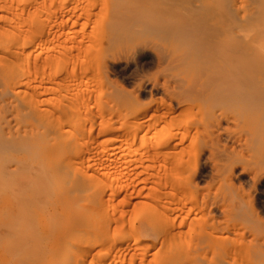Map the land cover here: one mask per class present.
<instances>
[{"label":"rangeland","instance_id":"obj_1","mask_svg":"<svg viewBox=\"0 0 264 264\" xmlns=\"http://www.w3.org/2000/svg\"><path fill=\"white\" fill-rule=\"evenodd\" d=\"M263 18L264 0H0V264H264Z\"/></svg>","mask_w":264,"mask_h":264},{"label":"bare ground","instance_id":"obj_2","mask_svg":"<svg viewBox=\"0 0 264 264\" xmlns=\"http://www.w3.org/2000/svg\"><path fill=\"white\" fill-rule=\"evenodd\" d=\"M257 10H258V9H257ZM249 11H250V10H249ZM251 11H252V10H251ZM252 12H253V11H252ZM262 13H263V12H262ZM252 14H253V13H252ZM256 15H257V14H256ZM259 16H260V15H259ZM241 18H242V17H241ZM252 18H253V17H252ZM259 18H260V17H259ZM250 19H251V18H250ZM263 19H264V18H263ZM258 22H259V21H258ZM250 24H251V23H250ZM253 25H254V24H253ZM258 26H259V25H258ZM259 27H260V26H259ZM253 29H255V28H253ZM253 29H252V30H253ZM249 30H250V29H249ZM242 31H243V30H242ZM263 32H264V31H263ZM246 33H247V32H246ZM241 34H242V33H241ZM244 34H245V33H244ZM245 36H246V35H245ZM248 36H249V35H248ZM248 36H247V37H248ZM260 37H261V36H260ZM248 38H249V37H248ZM253 41H254V40H253ZM258 44H259V43H258ZM255 46H257V45H255ZM44 47H45V46H44ZM44 47H43V48H44ZM258 54H259V53H258ZM254 56H255V55H254ZM245 64H246V63H245ZM260 64H261V63H260ZM257 65H258V64H257ZM253 73H254V72H253ZM262 81H263V80H262ZM51 162H52V160H51ZM47 163H48V162H47ZM53 163H55V162H53ZM61 165H62V164H61ZM51 166H52V165H51ZM54 167H57V166H54ZM50 170H51V169H50ZM63 170H64V169L59 170L60 172H63V173H61L60 176H59V174H60L59 172H57V171H52L53 174H52V176L50 177V179H51V181H52V182H51V186H52V187H55L54 185L59 184V185H58L59 187H58V186H56V187H57V189L60 188V189L62 190L63 185H65V182H64V181H65V180H64V179H65V173H64ZM46 171H47V170H46ZM48 172H50V171L48 170ZM50 173H51V172H50ZM45 175H46V173H45ZM47 176H50L49 173L47 174ZM47 176H46V178H47ZM43 178H45V177L43 176ZM3 180H4V179H3ZM54 180H56V181L54 182ZM49 181H50V180H49ZM4 182H5V181H4ZM44 183H45V182H44ZM46 183H47V182H46ZM55 183H56V184H55ZM1 184H2V183H1ZM47 184H48V183H47ZM47 184H45V187H47V186L49 185V184H48V185H47ZM90 184H91V183H90ZM6 185H7V183H6ZM42 185H43V184H42ZM85 185H86V184H85ZM91 185H92V184H91ZM91 185H87V188H88V186H91ZM43 186H44V185H43ZM8 187H9V186H8ZM48 187L50 188V186H48ZM52 187H51V189H52ZM91 187H92V189H93V185H92ZM91 187H89L87 190H89ZM1 188L4 190V187H2V186L0 185V190H2ZM6 188H7V187H6ZM63 188H64V187H63ZM57 189L54 188V190H56V191H57ZM60 189H59V190H60ZM79 189H80V188H79ZM79 189H78V190H79ZM85 189H86V188H85ZM92 189H90V190H92ZM94 189H95V188H94ZM45 190H46V189H45ZM49 190H50V189H49ZM54 190H53V191H54ZM72 190H75V189H72ZM76 190H77V188H76ZM76 190H75V191H76ZM78 190H77V193H79ZM90 190H89V191H90ZM29 191H31V190H28V192H29ZM37 191H38V190H37ZM95 191H96V190H95ZM44 192H45V191H44ZM48 192H49V191H48ZM51 192H52V191H51ZM51 192H50V193H51ZM64 192H65V193H64ZM87 192H88V191H87ZM0 193H1V192H0ZM35 193H37V192H35ZM92 193H93V192H92ZM24 194H25V193H24ZM30 194H31V192H30ZM57 194H58V193H57ZM74 194H75V193H74ZM95 194H96V193H95ZM25 195H26V194H25ZM31 195H32V194H31ZM33 195H34V194H33ZM17 196H18V195H17ZM20 196H22V195H19V196L16 197V198L18 199ZM26 196L28 197V195H26ZM77 196H78V195H77ZM89 196H90V194H89ZM96 196H97V195H96ZM72 197H73V195H72ZM78 197H79V196H78ZM78 197H77V199L79 200ZM23 198H24V197H23ZM25 198H26V197H25ZM25 198H24V199H25ZM49 198H50V197H49ZM88 198L90 199L91 196L88 197ZM88 198H87V199H88ZM92 198H93V197H92ZM92 198H91V199H92ZM17 199H13V197H12V200H11V201H13V200L18 201V200H19V203L16 202V201H14V203H16L17 206H18L19 204H22V203L26 202V199H27V198L25 199V201H22V202L20 201V198H19L18 200H17ZM31 199H32V198H31ZM89 199H88V200H89ZM21 200H23V199H21ZM28 200H29V199H28ZM49 200H50V199H49ZM51 200H52V199H51ZM57 200H58L61 204H63L66 200H67V201L69 200V199H68V196L66 195V191H65V190H62L61 192H59V194L57 195ZM57 200H56V203H57ZM73 200H74V199H73ZM73 200H72V201H73ZM78 200H77V201H78ZM29 201H30V200H29ZM32 201H34V200L32 199ZM53 201H54V200H53ZM69 201H70V200H69ZM77 201H76V203H77ZM90 201H92V200H90ZM90 201H89V203H90ZM27 202H28V201H27ZM27 202H26V203H27ZM85 202H86V201H85ZM26 203H24V207H23V204H22L23 209H21V210H23V211H21V210L18 211V218H19V216L23 218V215H24L23 212H27V213H28V216L30 215L29 217H31V213H32V211L30 212V211H28V210H32L33 208H30V209L27 210L26 207H25V206H26ZM51 203H52V202H51ZM51 203L49 202L50 205H51ZM54 203H55V202H54ZM54 203H52V205H53ZM66 203H67V202H66ZM66 203H64L65 206H66ZM76 203H75V204H76ZM31 204H33V203H31ZM64 204H63V206H64ZM71 204H72V202H71ZM78 204H79V203H78ZM28 205H29V204L27 203V206H28ZM72 205H74V203H73ZM72 205H71V206H72ZM13 206H14V205H13ZM13 206H12V208H13ZM29 206H32V207H33L34 205H29ZM29 206H28V208H29ZM65 206H64V207H65ZM19 207H21V206H19ZM19 207H17V208H19ZM74 207H75V205H74ZM15 208H16V206H15ZM34 208H36V206H34ZM67 208H68V207H67ZM76 208H78V206H77ZM76 208L72 209V208L69 206V210H71V212H72L73 214H75L76 212H78V211H77L78 209H76ZM90 208H91V207H90ZM19 209H20V208H19ZM25 209H26L27 211H26ZM64 209H65V208H64ZM24 210H25V211H24ZM3 211H4V210H3ZM9 211H10V210H9ZM91 211H92V210H91ZM0 212H2V211H0ZM4 212H5V211H4ZM4 212H2V213H4ZM12 212H13V211H12ZM16 212H17V210H16ZM16 212H15V213H16ZM9 214H10V213H9ZM9 214H8V216H9ZM16 214H17V213H16ZM4 215H5V214H4ZM4 217H5V216H4ZM13 217H14V216H13ZM15 217H16V216H15ZM15 217H14V219H15ZM25 217H26V214H25ZM10 218H11V217H10ZM18 218H17V219H18ZM26 218H27V217H26ZM70 218H71V217H70ZM4 219H6V218H4ZM28 219H29V218H28ZM72 219H73V218H72ZM72 219H71V221H72ZM47 220H48V219H47ZM1 221H2V220H1ZM11 221H12V218H11ZM19 221H21V220L18 219V223H19ZM25 221H26V220H25ZM30 221H31V220H30ZM50 221H52V220H50ZM68 221H69V219H68ZM6 223H8V222H6ZM12 223H13V222H12ZM18 223H17V224H18ZM46 223H47V221H46ZM46 223H45V224H46ZM69 223H70V221H69ZM77 223H78V222H77ZM1 224H2V223H1ZM14 224H16V220L14 221ZM21 224H23V223L21 222ZM28 224H29V223H28ZM72 224H73V223H72ZM78 224H79V223H78ZM19 225H20V224H19ZM23 225H24V224H23ZM51 225H52V224H51ZM69 225H70V224H69ZM6 226H7V225H6ZM9 226H11V225H9ZM12 226H13V225H12ZM28 226H30V225H26V226L24 225V227H25V229H24L25 234H26V233L28 234V232H27V231H28ZM55 226H56V224H54V227H55ZM7 227H8V226H7ZM17 227H18V226H17ZM20 227H21V226H20ZM20 227H18V228H20ZM51 227L53 228V226H51ZM9 228H10V227H9ZM12 229H13V227H12ZM14 229H15V227H14ZM29 229H30V227H29ZM22 230H23V228H22ZM17 232H18V231H17ZM18 233H22V232L19 231ZM12 234H13V235H12ZM23 234H24V233H23ZM27 234H26V236H27ZM11 235H12V237L14 236L13 231L11 232ZM11 235H10V236H11ZM10 236H9L8 238H10ZM17 236L19 237V235H17ZM17 236H16V237H17ZM26 236H25V237H26ZM21 237H22V236H21ZM21 237H20V238H21ZM28 237L31 238L32 236H28ZM13 238H14V237H13ZM10 239H11V238H10ZM14 239H15V238H14ZM17 239H18V238H17ZM17 239H16V240H17ZM16 240H15V241H16ZM29 240H30V239H29ZM7 241H9V240H6L5 242H7ZM10 241H12V240H10ZM10 241H9V242H10ZM13 241H14V240H13ZM15 241H14V242H11L10 245H8L9 248L12 247V245H13V243H15ZM25 241H26V240H25ZM19 242H20V241H19ZM16 243H17V242H16ZM23 243H24V242H23ZM25 243L29 244V242H25ZM27 244H26V245H27ZM211 244H212V243H211ZM5 245H6V243H5ZM0 246H1V245H0ZM15 246H16V244L13 246V248H16ZM21 246H23V245H20V247H21ZM213 246H214V245H213ZM5 247H6V246H5ZM5 247H4V248H5ZM17 247H19V245H18ZM23 247H26V246H23ZM72 247H73V244L70 243V244L68 245V250L71 249ZM6 248H7V247H6ZM9 248H8L9 251L14 250L13 248H11V250H10ZM213 248H214V247H213ZM17 249L20 250V253H21V251H22L24 248L22 249V247H21V249H19V248H17ZM17 249H16V250H17ZM235 249H236V248H235ZM4 250H5V249H4ZM6 250H7V249H6ZM8 250H7V251H8ZM16 250H14V252H15ZM4 252H5V251H4ZM17 252H19V251H17ZM15 253H16V252H15ZM20 253H16V254H20ZM28 253L30 254V252H27V254H28ZM237 253H238V252H237ZM241 253H242V252H241ZM11 254H12V253H11ZM7 255H8V254H7ZM13 255H14V254H13ZM21 255H22V253H21ZM237 255H238V254H237ZM17 256H18V255H17ZM22 256H23V255H22ZM22 256H21V259L24 258V257L22 258ZM245 256H246V255H245ZM15 257H16V256H15ZM235 257H236V255H235ZM257 257H258V256H257ZM18 258H19V256H18ZM18 258H17V259H18ZM30 258H31V257H30ZM239 258H240V257H239ZM241 258H242V256H241ZM258 258H259V257H258ZM13 259H14V258H13ZM25 259H27V258H24V260H25ZM28 259H29V258H28ZM240 260H242V259H240ZM247 260H248V259H247ZM247 260H246V261H247ZM19 261H21V260L19 259L18 262H19ZM28 261H30V260H28ZM238 261H239V260H238ZM15 262H16V260H15ZM12 263H13V262H12ZM237 263H238V262H237ZM7 264H8V262H7ZM17 264H18V263H17ZM233 264H234V263H233Z\"/></svg>","mask_w":264,"mask_h":264}]
</instances>
